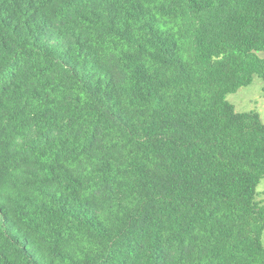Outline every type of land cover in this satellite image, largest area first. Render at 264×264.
I'll return each instance as SVG.
<instances>
[{"label":"trees","instance_id":"trees-1","mask_svg":"<svg viewBox=\"0 0 264 264\" xmlns=\"http://www.w3.org/2000/svg\"><path fill=\"white\" fill-rule=\"evenodd\" d=\"M185 4L194 9L191 19ZM188 49L195 67L184 58ZM259 51L264 0H0V264H194L206 210L210 235L224 232L219 251L231 232L216 218L222 203L251 213L264 205L257 199L264 121L227 99L255 77L264 80ZM198 71L216 90L210 107L199 91L186 94L201 83ZM73 80L88 102L73 94ZM124 81L139 100L158 104L159 119L149 127H138L122 106ZM181 103L200 111L189 114ZM110 128L138 145L203 146L221 173L236 177L238 195L219 193L220 201L205 203L190 194L204 178L202 160L189 166L174 157L162 177L139 160L128 164L115 144L105 147ZM17 137L25 138L18 146ZM132 168L143 177L139 195L147 196L134 212L121 203L127 185L120 177ZM174 223L179 233L166 236ZM79 235L101 250L77 260L68 249Z\"/></svg>","mask_w":264,"mask_h":264},{"label":"clouds","instance_id":"clouds-1","mask_svg":"<svg viewBox=\"0 0 264 264\" xmlns=\"http://www.w3.org/2000/svg\"><path fill=\"white\" fill-rule=\"evenodd\" d=\"M185 7L191 9L188 17V19H191L194 9H192L190 4H185ZM216 7L217 5L213 4L212 8L215 9ZM233 7H235V5H233ZM198 26L197 24V27ZM184 58L189 63H192L194 67L196 66V53L194 51L191 49L186 50ZM40 59L43 63V58L41 57ZM151 67L152 65L149 64L150 69ZM58 70L61 76H63V68H58ZM168 75L173 77L176 73L169 71ZM197 79L200 80L201 83L194 84L191 89L186 90V94L190 93L194 96L196 91H199L200 98L210 107L216 95V90L205 84L206 73L198 71ZM105 82L107 83V81ZM72 85L73 94L81 96L84 98L85 102H88L89 97L84 91L83 86L75 80L72 81ZM118 87L125 90L122 96V106L128 110L133 122L138 127H149L154 119H159V106L155 99L149 98L144 101L139 100L128 91L129 84L127 81L119 84ZM168 96L169 103H172L175 92H169ZM180 108L188 111L189 114L200 111L199 108L191 109L183 105V103L180 104ZM193 119H195V117H193ZM166 131L171 134L174 129L169 128L166 129ZM109 133V138L105 141V147L107 149L110 150L112 145L115 144L119 149L116 155L119 156L122 154L128 161V164H132L137 160L141 161L143 166L155 173L158 177L169 174L170 170L174 167V157L176 158V162L180 159H186L190 162L189 166L198 165L202 160L203 167L200 169V173L204 174V178L201 180L200 184L195 185L190 194L196 195L197 192H199L205 203L220 201L221 196L218 195L219 193L231 196L238 195V186L232 182L236 177L234 175L225 176L221 173L218 159L203 146L176 149L168 143L157 146L153 144L138 145L136 142L129 143L127 135H122L121 131L117 128H110ZM24 139V137H17L15 140L16 145H20L24 142ZM82 146L83 139L77 147L79 148ZM55 150H59V144H57ZM81 159L87 160L86 157H81ZM261 163L264 164V160H262ZM128 164L123 165V167L128 168ZM69 167L75 168L76 165L70 164ZM90 173L91 169L84 174L88 175ZM198 174L199 173L193 172L194 176ZM113 175H115V173H113ZM220 176H224V178L217 182V178ZM142 178L141 174L137 172L135 168L129 169V175L127 177H120L127 185L123 189L125 198L121 203L127 205L128 209L133 212L147 199V196L141 197L137 191V181ZM149 190L151 191L152 189L150 188ZM205 192L207 195H204ZM84 194L87 195V193ZM258 207L261 208V212L251 213L242 207L236 206L234 202L222 203L220 210L216 212V218L221 219L226 227H230L231 232L226 242L222 243L219 251H214L213 249L218 240H224V232L218 230L215 236L210 235V231L206 229H211L213 226V219L209 217V213L206 210L201 217L200 225L196 227L195 234L200 238L197 241V255L200 256V259L194 261V264H237V262H239V264H262L261 257H264V205H259ZM128 209H126V211ZM121 214L123 215L125 213ZM205 217L208 218V222L206 227H202L201 225H204ZM179 231L178 225L174 223L165 235L171 237L172 232L179 233ZM209 240H211V244H208V250L204 253L201 249ZM175 242L177 244L179 243L178 240ZM77 245H79V247H77ZM80 249H82V251ZM245 249H247V251H245ZM100 250V245L98 243L90 241L87 236L84 235H79L78 240L73 242L72 246L68 249L69 252L74 253L77 260H83L85 258V253H88L90 256H95ZM249 253L254 254L249 255ZM215 257L219 258L216 259ZM141 264H145V260H142ZM183 264H187V261H184Z\"/></svg>","mask_w":264,"mask_h":264},{"label":"rangeland","instance_id":"rangeland-1","mask_svg":"<svg viewBox=\"0 0 264 264\" xmlns=\"http://www.w3.org/2000/svg\"><path fill=\"white\" fill-rule=\"evenodd\" d=\"M259 55L264 57V51H259ZM227 99L239 112L256 111L261 115L264 121V80L255 77L254 81L243 86L236 92L227 95ZM259 192L257 199H264V177L257 186Z\"/></svg>","mask_w":264,"mask_h":264}]
</instances>
